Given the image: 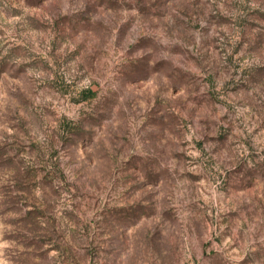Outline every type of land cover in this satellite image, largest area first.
<instances>
[{
	"label": "rangeland",
	"instance_id": "rangeland-1",
	"mask_svg": "<svg viewBox=\"0 0 264 264\" xmlns=\"http://www.w3.org/2000/svg\"><path fill=\"white\" fill-rule=\"evenodd\" d=\"M0 264H264V0H0Z\"/></svg>",
	"mask_w": 264,
	"mask_h": 264
}]
</instances>
